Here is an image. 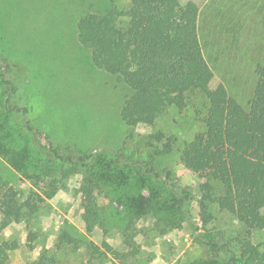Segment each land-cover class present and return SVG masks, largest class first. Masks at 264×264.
<instances>
[{
  "label": "rangeland",
  "instance_id": "374dc122",
  "mask_svg": "<svg viewBox=\"0 0 264 264\" xmlns=\"http://www.w3.org/2000/svg\"><path fill=\"white\" fill-rule=\"evenodd\" d=\"M180 1L197 15L199 40L213 73L207 100L231 96L245 106L255 81L254 68L264 64V0ZM128 4L129 0H0V69L6 59V75L13 85L6 102L0 79V182L26 202L42 201L36 219L27 223L4 224L0 217V243L15 246L8 251L11 264H35L40 257L48 264H178L203 254L201 238L224 241L244 235L231 213L214 209L207 224L199 217L200 184L208 181L217 189L219 184L180 159L181 149L201 129L194 108L170 107L152 124L122 117L120 108L129 88L97 68L90 50L78 41L81 15L116 10L110 25L120 26ZM10 104L26 106L27 112H7ZM168 138L172 149L162 153ZM50 144L73 159L91 151L102 159L79 165L57 182L49 198L47 173L55 165L57 178L63 164L41 154L40 149ZM115 152L150 162L159 170L169 167L173 181L190 190L181 210L164 208L181 192L162 178L139 175L134 169L124 170L121 177L113 164L109 167ZM22 172L39 174L41 179H27ZM87 175L94 180L103 214L91 229L82 219L80 188ZM140 196L146 201L135 218L129 199ZM127 226L135 255L127 253L131 246L123 242ZM250 240L262 243L264 250V229L252 232ZM231 244L237 255L235 243Z\"/></svg>",
  "mask_w": 264,
  "mask_h": 264
},
{
  "label": "trees",
  "instance_id": "16d2710c",
  "mask_svg": "<svg viewBox=\"0 0 264 264\" xmlns=\"http://www.w3.org/2000/svg\"><path fill=\"white\" fill-rule=\"evenodd\" d=\"M115 12L108 10L81 15L77 21V38L90 50L97 68L115 75L129 88L120 108L121 116L152 124L170 107L177 110L194 108V119L200 123L201 129L194 134L191 143L181 149L180 159L219 184L218 189L208 181L199 186L201 222L209 223L214 217V209H217L233 214L244 228V235L232 240L201 238L203 254L178 264H264L262 243L250 240L252 232L264 229V64H257L254 68L255 81L245 106L231 96L208 101L205 92L213 73L203 54L194 12L183 6L180 0H129L124 11L125 23L111 26ZM2 61V93L8 102L13 85L6 75L9 64L6 59ZM6 111L26 113L27 107L10 104ZM26 127L33 134L42 135L33 126ZM170 142L171 138H168L160 152H170ZM40 150L43 156L54 162L68 164L66 168L63 164L59 167L57 178L55 165L47 173L51 176L49 192L45 193L49 198L53 196L57 182L75 173L79 165L102 159L100 153L93 151L73 159L69 154H60L52 144ZM110 164L121 177L124 170L134 169L139 175L162 178L172 190L180 191L173 203L164 208L180 211L183 202L190 197L189 189L181 188L173 181L169 167L159 170L150 162L130 160L119 152L113 153L109 167ZM22 173L27 179H41L39 174ZM94 189V180L87 175L80 188L86 229L98 225L103 217ZM145 201L141 196L129 199L135 218L142 214ZM40 202H26L11 186L0 182V217L4 224L36 219ZM157 221L164 222V219L157 216ZM129 229L127 226L126 231H122L123 242L127 247L131 246L127 253L135 255L137 250L131 242L133 234ZM233 242L237 255L232 248ZM14 248V244L8 241L0 243V264H11L8 251ZM35 264L48 262L40 257Z\"/></svg>",
  "mask_w": 264,
  "mask_h": 264
}]
</instances>
